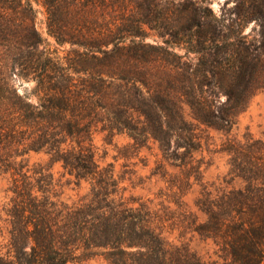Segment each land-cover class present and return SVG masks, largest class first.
<instances>
[{
  "label": "trees",
  "instance_id": "1",
  "mask_svg": "<svg viewBox=\"0 0 264 264\" xmlns=\"http://www.w3.org/2000/svg\"><path fill=\"white\" fill-rule=\"evenodd\" d=\"M251 1L244 22L226 24L210 0H0V176L9 180L0 264H216L170 241L166 227L177 224L213 240L230 264H264V140L240 151V190L195 201L202 222L127 195L94 144L97 132L127 134L129 145L157 143L167 162L198 170V129L228 131L240 82L258 75L244 28L255 19L264 38V0ZM38 7L47 34L71 46L66 56L49 48ZM32 151L47 163L18 160ZM67 175L75 199L60 197Z\"/></svg>",
  "mask_w": 264,
  "mask_h": 264
},
{
  "label": "rangeland",
  "instance_id": "2",
  "mask_svg": "<svg viewBox=\"0 0 264 264\" xmlns=\"http://www.w3.org/2000/svg\"><path fill=\"white\" fill-rule=\"evenodd\" d=\"M253 1L245 6L240 0H210V7L214 13L226 24L233 21L242 23L247 18L246 12L252 9ZM40 10L38 26L45 37L48 38L49 48L57 55L66 56L71 49L70 45L60 46L47 34L45 14L42 7ZM210 15V13L208 12ZM260 25L257 20L251 19L244 28L251 44L250 54L258 56L254 66H258V75L250 87H243L240 82V106L234 110L232 122L228 125V131L216 128H207L202 125L198 134L202 139V147L194 153V164L198 170H185L175 167L163 158V153L157 143L150 142L147 146L137 148L129 145L133 143L127 134L116 135L113 139L108 138L105 132H97L94 136V144L97 149V159L101 166L112 164L116 177L124 178L123 185L128 187L127 195L133 194L144 200H151L153 207L163 209L168 207L174 212L178 221L179 217L186 214L198 216V222L206 219V216L196 206L195 201L201 197L204 190L211 192L212 197L222 195L234 190H240L245 182L241 176L243 156L240 154L244 145L255 140H264V38L259 35ZM148 42L154 43L152 38ZM180 53H183L180 51ZM193 57L197 55L193 54ZM240 60V66L242 65ZM154 70V69H153ZM154 72H157L154 70ZM160 76L166 77L164 73ZM19 87V83L15 82ZM19 90L23 92V88ZM228 96L221 94L218 98L217 110L224 111ZM185 115L191 119L189 106L185 107ZM128 156H122V154ZM48 155L45 152H34L19 157L18 160L28 159L30 168L35 164H46ZM55 178L61 177L63 168L56 164L52 169ZM69 175L61 179L64 184L61 199L70 200L78 196V191L65 182ZM9 180L0 176V215L3 213V205L8 201L7 188ZM82 189L81 192H84ZM166 236L170 241L181 244L186 243L192 251H195L205 260L216 264H230L227 259L218 252V247L213 240H205L196 232L184 230L178 224L166 227ZM82 264H106L101 260H90Z\"/></svg>",
  "mask_w": 264,
  "mask_h": 264
}]
</instances>
